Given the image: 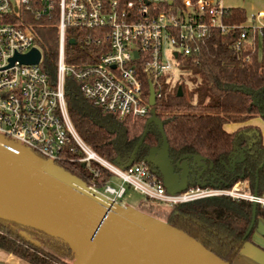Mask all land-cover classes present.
<instances>
[{"label":"trees","instance_id":"16d2710c","mask_svg":"<svg viewBox=\"0 0 264 264\" xmlns=\"http://www.w3.org/2000/svg\"><path fill=\"white\" fill-rule=\"evenodd\" d=\"M224 22L240 26L247 22L244 9L227 8ZM223 33L210 30L198 41L197 54L186 56L181 69L186 78L171 91L162 83L161 96L144 116L120 117L87 100L74 74L65 77V101L69 118L82 140L100 157L122 169L146 163L157 180L159 171L148 162L151 148H163L166 136L169 158L173 164L185 159L191 168L190 186L198 185L202 171L194 161L200 156L205 170L200 181L207 186L230 188L237 182L248 184L252 193L264 194V144L260 129L244 125L227 132L224 125L245 123L253 118L264 121V40L257 29L249 28L247 36L236 47L241 29ZM35 43L42 53L41 69L51 80L56 78L58 29L55 21L32 22ZM68 34L67 39H71ZM76 43L65 44V64L72 67L94 61L108 50ZM144 77L142 95L149 100L150 85ZM182 95H178V87ZM156 90V86L154 85ZM164 92L167 95H164ZM154 119L147 124V121ZM144 139L136 149L143 134ZM83 154L65 150L54 163L84 181L103 190L113 174L105 167L79 161ZM185 157V158H184ZM253 203L244 199L215 197L168 206L164 221L196 239L221 260L232 264L252 232L264 208L257 204L256 220L251 233L245 234L251 222ZM0 249L29 264H72L76 255L66 241L33 227L0 218Z\"/></svg>","mask_w":264,"mask_h":264},{"label":"built area","instance_id":"2783aa9c","mask_svg":"<svg viewBox=\"0 0 264 264\" xmlns=\"http://www.w3.org/2000/svg\"><path fill=\"white\" fill-rule=\"evenodd\" d=\"M226 10L223 0H0V136L52 162L65 150L81 152L80 162H95L119 179L115 183L112 177L103 190L90 187L120 204L128 186L164 206L225 196L264 208V194L255 196L245 182L230 188L196 185L169 194L146 163L125 169L110 164L79 136L65 101V77L74 74L83 96L94 105L120 117L146 115L150 105L142 95L144 77L154 82L157 101L164 79L175 69L182 70L184 57L198 53L200 39L210 30L227 33L238 27L224 22ZM262 16L259 12L255 18ZM39 19L55 21L58 29L54 80L40 66L42 53L31 28ZM238 28L237 48L249 28L257 29L264 40V26L245 22ZM73 36L99 49L107 40L108 50L92 62L68 66L65 44L70 40L75 44ZM33 49L40 52L37 64L25 60Z\"/></svg>","mask_w":264,"mask_h":264},{"label":"water","instance_id":"95a60500","mask_svg":"<svg viewBox=\"0 0 264 264\" xmlns=\"http://www.w3.org/2000/svg\"><path fill=\"white\" fill-rule=\"evenodd\" d=\"M39 59L40 52L33 49L25 60L37 64ZM178 95H182L180 86ZM155 104L150 85L149 105ZM161 132L164 147L151 148L148 162L161 174L169 194L182 193L190 186L191 168L185 159L172 163L162 126ZM194 161L202 166L196 176L198 186L205 187L200 181L205 161L200 156H194ZM254 195H258L256 190ZM256 209L254 202L245 238L255 224ZM0 218L63 239L76 255L72 264H230L183 231L111 200L54 162L3 136H0Z\"/></svg>","mask_w":264,"mask_h":264},{"label":"crops","instance_id":"0c3cea01","mask_svg":"<svg viewBox=\"0 0 264 264\" xmlns=\"http://www.w3.org/2000/svg\"><path fill=\"white\" fill-rule=\"evenodd\" d=\"M224 1V0H223ZM259 12L262 17L255 18ZM248 26H264V7L263 9L252 13L246 22ZM244 125H253L260 129L264 144V121L261 118H253L245 123H230L224 125L227 132H234ZM0 264H29L20 258L0 249ZM232 264H264V218H259L252 232L251 240L246 242L239 251Z\"/></svg>","mask_w":264,"mask_h":264},{"label":"rangeland","instance_id":"374dc122","mask_svg":"<svg viewBox=\"0 0 264 264\" xmlns=\"http://www.w3.org/2000/svg\"><path fill=\"white\" fill-rule=\"evenodd\" d=\"M223 4L226 8L231 7H240L244 9L247 20L248 17L254 13L257 12L264 7V0H224ZM186 72L175 69L169 77L164 79L165 84L169 87L167 90H172L177 84H180L184 81L186 78ZM171 78V79H170ZM164 95H167L166 92H164ZM105 160V159H104ZM113 181L115 183H119V179L113 177ZM122 204H127L135 208L136 210L145 213L147 215H150L154 218L163 220L165 219L164 212L168 206H164L149 200H146L143 196H141L139 193L135 192L131 188L127 186V192L124 198L122 199Z\"/></svg>","mask_w":264,"mask_h":264}]
</instances>
